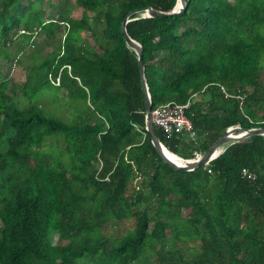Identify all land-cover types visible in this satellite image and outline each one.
<instances>
[{
    "label": "trees",
    "instance_id": "obj_1",
    "mask_svg": "<svg viewBox=\"0 0 264 264\" xmlns=\"http://www.w3.org/2000/svg\"><path fill=\"white\" fill-rule=\"evenodd\" d=\"M24 1L0 0V55L19 62L11 43L61 37L41 58L28 48L27 104L0 79V264H264V135L172 167L150 140L137 53L121 33L139 10L125 26L151 110L189 100L194 130L156 133L193 158L229 126H264V0H185L171 16L140 13L176 0ZM59 91L70 119L36 101Z\"/></svg>",
    "mask_w": 264,
    "mask_h": 264
},
{
    "label": "water",
    "instance_id": "obj_2",
    "mask_svg": "<svg viewBox=\"0 0 264 264\" xmlns=\"http://www.w3.org/2000/svg\"><path fill=\"white\" fill-rule=\"evenodd\" d=\"M187 4L185 0H176L174 7L170 11H163L154 9L152 7H146L143 12L140 13L141 16H165V15H173L176 13L181 12ZM134 11L139 10H131L128 14L124 17L121 23V33L124 35V39L127 45L134 49L137 53L138 62H139V71L141 77V83L143 87V91L145 94V122H146V129L149 131L150 140L154 145L155 149L159 153V155L168 162L172 167L177 169L183 170H193L199 164H205L215 156H217L220 152L224 150V148L234 142L238 141L244 137L253 135V134H263L264 135V126H255L250 128H243L240 125H233L226 128V130L217 138L215 139L202 153L198 156L193 158H183L178 155L181 159H183V163H177L165 153L166 146L160 141L156 130L155 125L153 123L152 113H151V98L150 93L148 90V86L146 83L145 75H144V63L142 59V47L139 42L131 38L127 31H126V22L130 20V14Z\"/></svg>",
    "mask_w": 264,
    "mask_h": 264
},
{
    "label": "rangeland",
    "instance_id": "obj_3",
    "mask_svg": "<svg viewBox=\"0 0 264 264\" xmlns=\"http://www.w3.org/2000/svg\"><path fill=\"white\" fill-rule=\"evenodd\" d=\"M59 1H63V0H52V2L55 4L56 7L58 6L57 3ZM24 2H26V0ZM52 10H53L52 7L47 8L46 17L51 16ZM73 11H75V7L72 8V12ZM60 37H61V33H57L54 38H51L48 37L43 32H39L34 35L30 46H28L26 50L18 49L16 43H11L9 46L12 52H16L17 50H19L20 52L22 51L20 54L21 61L19 62L18 59L15 60L16 58L12 54H10L11 56L8 57L7 59L2 54L0 55V79L4 77L9 78L10 82L8 88L6 89V92H10L12 89V85L14 84L16 85V87L18 88L17 89L18 95H16V97L20 99L22 105L27 104L28 101L25 97L21 95V89H20L22 85L21 83L25 78L26 66L33 62V59L27 54L28 50L29 49L35 50L37 57L41 58L54 48V46L59 42ZM89 40L91 42V39ZM56 96L57 98L54 101H51L49 99L50 96L48 94L42 96L36 101L39 104H41L45 108V110L59 114L65 119H70L72 109L63 100L64 99L63 97H65L64 91L57 92ZM129 226L130 227L132 226L131 222H129Z\"/></svg>",
    "mask_w": 264,
    "mask_h": 264
},
{
    "label": "built area",
    "instance_id": "obj_4",
    "mask_svg": "<svg viewBox=\"0 0 264 264\" xmlns=\"http://www.w3.org/2000/svg\"><path fill=\"white\" fill-rule=\"evenodd\" d=\"M188 105L189 100L182 103L170 101L157 105L151 110L154 125L162 128L167 136H170L175 131H184L187 132L190 137H193V125L185 113V109ZM199 154L200 153H196L195 156ZM207 170L210 172L209 168H207ZM241 174L249 180H253L256 176L254 171L247 168L242 169Z\"/></svg>",
    "mask_w": 264,
    "mask_h": 264
},
{
    "label": "bare ground",
    "instance_id": "obj_5",
    "mask_svg": "<svg viewBox=\"0 0 264 264\" xmlns=\"http://www.w3.org/2000/svg\"><path fill=\"white\" fill-rule=\"evenodd\" d=\"M168 149V148H167ZM165 153H166V155H168V157H170L171 159H173L174 161H176L177 163H183V159H181L180 157L178 158V157H176L177 156V154L176 153H173L172 151H170L169 149L168 150H166L165 149Z\"/></svg>",
    "mask_w": 264,
    "mask_h": 264
}]
</instances>
